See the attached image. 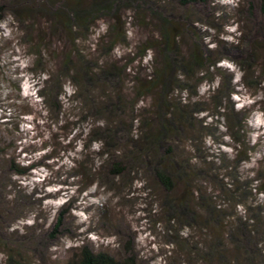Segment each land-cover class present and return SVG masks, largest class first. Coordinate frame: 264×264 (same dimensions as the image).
<instances>
[{"label":"rangeland","instance_id":"rangeland-1","mask_svg":"<svg viewBox=\"0 0 264 264\" xmlns=\"http://www.w3.org/2000/svg\"><path fill=\"white\" fill-rule=\"evenodd\" d=\"M17 1L0 0V240L5 245H0V264H6L5 247L20 264H66L84 245L117 260L132 254L141 264H202L197 247L212 237L211 227L191 229L170 225L162 205L164 193L152 179L148 184L145 182L148 173L138 170L112 177L99 171L105 158L100 154L102 140H95L91 134L93 126L103 124L104 120L94 113L93 100L86 98L85 93L74 97L71 84L66 83V94L59 96L63 106L58 114L39 96L40 89L45 92L49 74L58 72L59 60L67 53L70 42L46 31L42 16L17 20L12 12ZM151 1L157 5V0ZM125 3L132 2H122ZM176 3L172 5L180 16L179 22L188 21L182 43L197 41L202 49H210L212 59L220 58L218 64L223 72L212 73L215 79L212 85L210 81L200 83L195 90L197 95L192 90L193 93L182 92L179 98L182 102L197 101L199 108L215 111L211 90L219 86V77L226 81L232 76L234 92L230 91L223 103L234 110H251L245 130L236 139L254 144L250 162L240 171L255 178V170L264 164V94L254 85H241L242 72L236 61L244 54L242 37L253 32L264 35L263 0H194L185 6L181 0ZM123 7L121 11L126 18L131 9ZM127 21V44L117 45L108 57L102 56L103 51L95 52L92 46L104 32V22H98L85 34V39L79 40L81 52L93 62L119 60V67L129 63L146 41L153 40L158 33L136 25L129 17ZM257 41L264 42V38ZM39 43L46 50H42L37 64L33 49ZM152 54L137 57L124 70L128 75H121L120 85L124 83L122 91L128 99L133 95L129 74L137 68L136 75L142 78L144 70H149ZM120 56L123 57L120 59ZM258 74L256 69L255 76ZM257 80L262 82L260 78ZM105 88L96 87L93 95H100ZM228 92L223 89L221 95L225 97ZM149 102L146 97L137 101L135 107L141 109ZM205 113L198 116L203 119ZM225 113L217 114L214 121L207 119L212 123L210 126L201 123L206 127L204 132L197 125L191 133L176 137L175 152L179 158L188 160L189 157L200 165L206 156L216 158L219 153L231 159L235 144L226 135V125L231 120L228 110ZM193 148L202 156L194 158ZM8 159L20 166L32 167L25 174H15ZM76 160L82 163L87 160V164L77 168ZM214 166L218 168L220 164L212 165L210 177L204 175L205 179L200 180L202 186H210L211 178L216 177ZM90 168L97 169L96 173ZM253 197L249 200H264V194ZM237 209L243 212V208Z\"/></svg>","mask_w":264,"mask_h":264},{"label":"trees","instance_id":"trees-1","mask_svg":"<svg viewBox=\"0 0 264 264\" xmlns=\"http://www.w3.org/2000/svg\"><path fill=\"white\" fill-rule=\"evenodd\" d=\"M126 1L132 3L122 4ZM137 1L141 3H136ZM192 1L194 0H181V4L190 5ZM176 2L177 0H157V5H154L151 0H18L12 12L17 20L22 21L42 16L46 31L53 37L56 34L69 40L67 53L59 60L58 72L49 74L46 81L49 85L44 87L45 92L40 89L38 94L58 114L63 106L59 96L66 94V83L71 84L74 97L78 93H85L86 98L93 100L91 106L95 108L94 113L104 120L103 124L93 126L91 134L95 136V140H102L100 154L105 158L99 171L103 170L112 177L129 175L138 170L148 173L149 177H146L145 182L148 184L152 179L164 193L162 205L164 204L163 209L168 213L170 225L174 228L179 225L181 228L191 229L195 226L205 229L211 227L212 237L202 247H197L196 253H199L202 264H264V200H249L251 196L255 198L258 194H264V164L255 170V178L241 172L244 164L252 158L250 154L254 144L249 145L236 139L240 131L245 130L251 110H234L223 103V98L234 92L232 76L226 81L219 77V86L211 90L213 93L210 94V99L215 111L199 108L197 101L182 102L179 98L182 92L193 93L204 81H210L212 85L215 81L212 73L217 75L223 72L218 64L220 58L212 59L210 49H202L197 41L185 45L182 43L188 21L179 22L180 16L175 13L172 5L177 4ZM122 6L131 9V14L126 18L121 11ZM262 11L264 13V0ZM128 17L136 25L155 29L158 33L156 38L146 41L140 48V53L133 60L130 59L129 63L119 67V60L93 62L86 57L85 52H81L79 40L85 39V34L98 22H104L105 27L104 32L92 43L95 52L103 51L102 56L108 57L117 45L127 44ZM190 21L192 23L194 19ZM259 38H264V35L257 32L242 37L244 54L236 64L242 72L241 85H254L257 89L261 88L264 94V42L257 41ZM42 46L40 43L35 44L33 49L37 64L42 58V50H46ZM149 52L153 54L149 70H144L143 77L136 75L137 68L129 74L133 95L128 99L122 91L124 83L120 85V77L122 74L128 75L124 70L131 62L137 57L144 58ZM256 69L259 70V76H255ZM99 86H107V89L94 96V90ZM223 89L229 91L225 97L221 95ZM194 94L197 95V91ZM146 97L150 99L149 104L137 109V101H143ZM227 110L231 124L226 125V135L235 144L231 159L221 156V153L216 158L206 156L202 165L192 162L189 157L188 160L180 159L175 152L176 137L191 133L197 125L204 132L203 128L206 127L201 123L210 126L212 123L207 119L213 120L222 111L226 114ZM201 112H206L203 119L198 116ZM192 156L199 158L202 155H197L194 150ZM8 160L15 174H25L32 167L20 166L12 159ZM216 162L220 164V171L214 166L212 170L216 169V177L213 175L210 186H202L200 180L205 179L204 175L209 176V171L213 172L211 167ZM76 163L77 168H82L87 160L83 163L76 160ZM89 170L93 173L97 171L91 168ZM240 207L243 208L242 213L237 209ZM53 229L56 231L57 227ZM0 245L5 246L1 240ZM5 250L6 264H20L11 250L6 247ZM66 264L141 262L132 254L117 260L106 252H94L84 245L78 255Z\"/></svg>","mask_w":264,"mask_h":264},{"label":"bare ground","instance_id":"bare-ground-1","mask_svg":"<svg viewBox=\"0 0 264 264\" xmlns=\"http://www.w3.org/2000/svg\"><path fill=\"white\" fill-rule=\"evenodd\" d=\"M30 166V165H29Z\"/></svg>","mask_w":264,"mask_h":264}]
</instances>
